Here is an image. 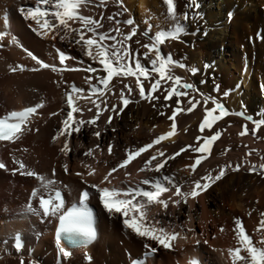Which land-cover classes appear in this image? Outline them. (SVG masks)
<instances>
[{
	"label": "bare ground",
	"instance_id": "obj_1",
	"mask_svg": "<svg viewBox=\"0 0 264 264\" xmlns=\"http://www.w3.org/2000/svg\"><path fill=\"white\" fill-rule=\"evenodd\" d=\"M200 1L202 7L197 14L198 20L187 21L180 17L181 24L188 23L186 35L179 40H169L161 46L162 53H170L173 60L186 66L176 67L175 74L193 84L198 91L189 92L188 97L180 98L183 103L177 105L176 97L171 101L164 99L163 89L168 86L166 81H162L160 91L154 94L160 99L151 103L140 99L137 89L131 95L138 103L129 104L119 115L113 114L111 124L106 123V117L110 113L105 112L97 122L99 129L85 125L80 133H73L70 141L72 150L65 155L61 152L64 137L54 139L63 127L62 120L66 115L64 93L66 90L70 91V85L75 84L91 95V88L84 77L103 74L102 66L93 62L70 40H61L60 36L53 39L52 34L47 37L38 36L32 31L37 25L30 18L26 19L19 9L35 7L37 0H0V33H8L0 41V116L9 111L34 106L41 101L44 103V107L38 109L31 118L28 125L31 130L26 131L20 140L15 143L0 141V161L5 165V168H0V264H20L21 258L25 264L32 260L37 264H90L88 256L92 258L91 264H131L132 260L144 258L145 243L157 249L151 254L152 257L147 258L146 264H190L192 259H197L199 264H232L228 250L238 246L234 232L238 216L244 218L246 232L252 235L254 242L259 240L261 232H264V229H260L261 213H264V168L261 167L264 164L261 159L264 157V128L256 131L251 121L233 114L226 115L224 121L216 122L211 133L207 129L201 133L199 125L205 115L201 93L218 100L225 108L226 102H232L230 110L228 108L229 113L244 112L254 119H260L264 114V44L255 42L252 53L245 46L241 48L249 35L264 37L263 13L259 10L260 6L264 8V0ZM162 3L167 10L164 0H105L104 3L102 0H90L82 7L81 12L103 25L98 29L99 32H109L111 35H115L111 29L117 26L125 33L130 31L133 26L126 25L123 21L133 19L138 31L137 36L129 43L134 52L140 53L141 62L151 68L148 60L143 57L146 49L135 41L139 39L140 44L148 42V38L143 36L148 25L143 21L157 15L156 8ZM177 3L182 6L183 14L188 12L184 0ZM109 16L113 20H109ZM117 21L120 22L118 25ZM173 24L174 21L171 25ZM160 30H169V21L155 23L150 35ZM13 37L16 42H13ZM57 50L72 59L67 60L65 65H60ZM28 52L58 68L67 66L79 70H65L61 73L40 68L39 71H28L27 69L40 67ZM247 53L251 54V59L247 58ZM21 66L24 71L19 70ZM89 66L96 68L98 72H86L85 69ZM12 68L17 71L13 72ZM191 69L198 71L193 74ZM119 79L114 78L112 81L117 94L123 88L117 82ZM134 79L126 78L125 82L133 83ZM239 79L247 91L240 94L236 90L231 99L227 100L226 94L235 90V82ZM95 83L93 79V84ZM144 83L147 92L149 83ZM192 96L200 103L191 112L180 111L176 114L175 135L154 145L109 178V187L124 189L135 187L147 178H158L160 173L140 171L146 158L158 151L165 153V157L158 156L160 160L180 152L176 159L168 161L161 172L173 177L175 183L183 185V191H188L192 182L199 180L201 176L209 173L215 176L221 167L231 165L220 180L212 183L196 198L189 197L187 203L181 202L179 206L170 203L167 214L162 206L152 207L148 214L150 222L160 221L158 226H163L168 231L175 228L180 234V238L171 242L172 247L166 249L155 241L138 237L130 229H125L123 217L120 214L109 215L95 189L89 185L93 184V180L99 184L113 167L126 158V150L152 143L158 136L171 131L172 121L168 117L177 107L187 109V100ZM105 99L108 106L118 103V95L112 93H108ZM78 103L85 108L83 118L90 119L95 113L94 106L85 100ZM88 107H93V112H88ZM208 107L213 105L209 103ZM75 115L80 116L79 113ZM234 120L239 123V127L222 130L226 122ZM187 123L190 126L185 130L184 125ZM244 125H247L248 132L240 135ZM97 130L101 132L99 138L94 135ZM217 131L221 135L212 145L211 154L197 166L195 173L191 172L188 166L202 155L193 152L192 148L197 146L198 139L202 144L200 138ZM109 144L113 145L111 155L107 152ZM189 145L192 147H188ZM90 149H95L93 156H85V151ZM19 162L26 166L23 171H35L57 181L55 187L64 193L65 210L79 204L83 191H90L88 204L94 209L96 229V240L91 247L72 252L71 257L59 254L54 232L58 219L28 211L29 203L33 208H38V201L31 198V192L38 187L39 182L34 177L21 175ZM65 164L68 165L67 172L64 171ZM237 164L240 169L234 171ZM87 165L95 169V175H87ZM253 165L255 171L252 170ZM77 172L83 173V178L76 175ZM141 186L146 189L148 187ZM43 194L47 196V193ZM164 195L169 196L171 193ZM17 233L24 243L22 251H17L14 247V236Z\"/></svg>",
	"mask_w": 264,
	"mask_h": 264
},
{
	"label": "snow or ice",
	"instance_id": "obj_2",
	"mask_svg": "<svg viewBox=\"0 0 264 264\" xmlns=\"http://www.w3.org/2000/svg\"><path fill=\"white\" fill-rule=\"evenodd\" d=\"M90 0H37L35 7H29L27 9L20 8L19 11L25 16L26 19H31L35 22L37 27L32 31L38 36L47 37L52 34V38L60 36L61 40L68 39L70 42L78 45L86 56H88L93 62L102 66L103 74H97L95 76H85L84 79L91 88V95H88L83 88L77 87L75 84L70 85V91L66 90L64 93L66 105L69 109L62 120L63 127L57 132L54 139H60L64 137L65 143L61 148V152L67 155L72 149L70 147V141L73 133H80L81 128L85 125L96 126L99 129L98 121L101 115L105 112H109L110 115L106 117V123L111 124L113 120V114L119 115L123 109L127 108L131 103H138V100H133L132 93L138 89V96L140 99L152 102L153 100H159L160 97L154 94L160 91L162 87V81L168 82V86L164 87L165 93L164 99L166 101L173 100L176 97L175 103L180 105L183 100L180 98H186L189 96V92H196L198 89L193 84L185 82L183 78L176 75L174 69L176 67L185 68L186 66L173 60L172 55L164 54L161 51V46L165 45L169 40H179L181 35L185 33L186 26L181 24L177 16V7L175 0H164L167 5V12L169 18L174 21V24L170 30H160L154 35H150L152 31V25L145 21L148 25L143 32V36L148 38L147 43L140 44V40L135 41L141 47L146 49L143 56L148 60L151 68L145 66L140 60V53L134 52L132 45L129 41L133 40V37L137 36L138 28L135 26L133 19H127L123 21L126 25L133 26L127 33L123 32L118 26L111 29L115 35H111L109 32L101 33L98 31L103 25L91 16L82 14L81 9ZM105 0H102L104 3ZM192 4L195 7H199L196 0H192ZM198 15H193L192 19H198ZM103 17H101V20ZM109 20H113L112 16L108 17ZM184 20L188 19L187 13L183 16ZM120 22L117 21V25ZM74 25H79L76 27ZM206 34V33H205ZM7 32L0 33V41H2ZM264 38V37H262ZM13 42L15 37L12 38ZM111 41V43H106ZM59 53V64L65 65L67 60H71L72 57L66 56L64 52L57 50ZM28 55L36 61V64L40 67L27 69L28 71H39L40 68L50 69L53 72L78 71L79 69L58 68L55 64L45 63L38 59L31 52ZM206 67H209L206 65ZM13 72L17 71L16 68L11 69ZM20 71L25 69L21 66ZM89 73H97L98 70L92 66L85 69ZM195 74L198 69H191ZM155 74V75H153ZM134 77L133 83H126L125 79ZM114 78H120L117 82L123 85V88L119 90L117 94L114 91L115 85L112 84ZM143 78V79H142ZM93 79L96 83L93 84ZM144 81H148L149 89L146 92ZM219 86L217 85V91ZM108 93L112 95H118V103L108 106V101L105 97ZM127 93V94H126ZM203 97V107L205 115L202 123L199 125L200 132H205V129L211 133V130L216 122L223 119L226 115L233 114L243 117L246 121H251L254 124V130L258 131L264 128V114L260 119H254L250 115H246L244 112L229 113L228 109L224 107L222 103L214 99L211 96ZM92 97H96L93 99ZM89 101L95 108V113L90 119H84L83 113L85 108L81 106L78 101ZM99 101V102H97ZM195 96H192L187 100L189 107L182 109L177 107L173 113L168 117L171 121V131L158 136L152 143L146 144L136 149H128L126 158L123 159L118 166L113 167L101 180L99 184L93 183L89 185L94 188L98 194V198L102 203L104 209L109 215L120 214L123 217L122 223L125 229H130L136 236L146 238L147 240L155 241L157 244L164 248H171L172 241L180 238V234L172 228V231H168L160 225V221L155 223L148 220L149 211L152 207H160L165 210L169 204L179 206L181 202L187 203L188 198H196L202 191H206L212 183L220 180L224 175L227 168L231 165H225L221 167L215 176L211 173L201 176L199 180L193 181L188 191H183V185L174 182V178L161 172L169 160L176 159L180 155V152H176L172 155H167L165 159L160 160L159 157H165L163 151H158L155 154H151L146 158L143 166L140 168L141 172L151 171L160 173L158 178H147L140 182L135 187L115 188L109 187L113 173L118 169L126 168L133 160L141 156L142 153L148 152L154 145L160 144L162 141L172 137L176 133V114L180 111L191 112L200 101H195ZM211 103L213 107L209 108ZM103 105V106H102ZM44 107L43 101L35 104L34 106L25 107L19 111H9L3 116H0V140L11 141L15 143L20 140L26 131L31 129L28 125L31 122V118L37 113V110ZM88 112H93V107L86 109ZM79 113L77 117L75 114ZM162 115L164 113H161ZM55 115V113H54ZM38 131V129H37ZM248 132L247 125H244V130L240 135H245ZM94 135L99 138L101 132L99 130L94 132ZM221 133L219 131L214 134L204 136L202 144L198 139L197 146L192 148L193 152L201 153L202 155L195 159V162L188 166L191 172L195 173L197 166H199L203 160L207 159V156L211 154L212 145L220 138ZM97 148L99 145L96 146ZM188 147H192L189 145ZM95 149L85 151V156H93ZM103 150H101L102 152ZM187 151V149H182ZM107 152L109 155L113 152V145L107 146ZM264 160V157H261ZM153 161H156L153 164ZM25 164L19 162V169L21 175L34 177L38 182V187L31 192V198L38 201V208H33L32 204L27 205L28 211L33 214H41L43 216H54L59 221V226L56 231L55 243L59 254L63 257H71L72 252L65 247L64 241L67 244L77 247H87V245L96 238V229L92 216L87 208V201L91 195L88 191H83L80 194L81 207H73L70 211H65V199L62 192L55 186L57 181L51 178L38 174L35 171H23ZM64 171H68V165L65 164ZM264 168V164L261 165ZM0 168H5V165L0 161ZM88 176L95 175V169L91 165H87ZM240 165H236L233 168L234 171H239ZM252 170L255 171V165L252 166ZM53 175L55 171L53 170ZM76 175L83 178V173L77 172ZM206 181V182H205ZM141 185H147V189ZM43 193H47V196ZM165 193H171L169 196H165ZM173 197H179V199H173ZM251 215V213H249ZM260 229H264V213H261ZM258 229V231H260ZM223 231V228H221ZM235 236L238 241V246L229 249V255L231 256L232 264H264V232H261L259 240H253L240 219L235 220L234 228ZM186 239V237H183ZM199 243V241H197ZM207 243V241H205ZM14 247L17 251L24 249V243L19 233L14 236ZM146 251L143 259H135L131 261V264H146L147 257L157 251L156 248H151L147 243L144 245ZM87 259L91 264V256ZM20 264H25L23 258L20 260ZM29 264H37L35 260L29 262ZM190 264H199L197 259H192Z\"/></svg>",
	"mask_w": 264,
	"mask_h": 264
},
{
	"label": "rangeland",
	"instance_id": "obj_3",
	"mask_svg": "<svg viewBox=\"0 0 264 264\" xmlns=\"http://www.w3.org/2000/svg\"><path fill=\"white\" fill-rule=\"evenodd\" d=\"M179 1V0H178ZM178 1H176L175 0V3H177ZM185 1V6L187 7V10H188V12H186L187 13V15H188V18L189 19H187V21L188 20H193L192 18H190V16H192L193 17V15H197L198 14V11L201 9V7H202V3H201V1L200 0H196V3L199 5V7L197 8H194L195 6H193V4H192V0H184ZM191 5H192V8H191ZM163 6V7H162ZM177 6H179V7H177ZM176 7H177V16H178V18H179V20H180V17L181 18H183L182 16H184V14L182 13V6H180V5H178V3L176 4ZM161 8V9H160ZM163 8V9H162ZM158 10V11H157ZM164 10V11H163ZM259 10L261 11V13H263V19H264V8L262 7V6H260L259 7ZM196 11V12H195ZM156 12L158 13L157 15H154V17H151L150 19H147L146 21H148V23H151L152 24V26H154V24L155 23H157V24H163V23H165V22H167V21H169V30L172 28V20L168 17V13H167V10H166V8H165V6H164V4L162 3L161 4V6L159 7V8H156ZM163 12V13H162ZM195 12V13H194ZM181 13V14H180ZM157 16V17H156ZM199 17V16H198ZM199 19V18H198ZM198 19H196V20H198ZM156 20H158V21H156ZM160 21V22H159ZM231 21H232V19H231ZM154 22V23H153ZM143 23L144 24H146L144 21H143ZM183 25H185L186 26V29H187V22H184V23H182ZM147 25V24H146ZM171 27V28H170ZM186 33H187V30H186V32L184 33V34H182L181 35V37H180V39L182 38V36H185L186 35ZM258 34V33H257ZM259 39V40H258ZM259 41V42H258ZM255 42H257L258 44H264V38H260L258 35H249L248 37H247V39H246V41L244 42L245 44L244 45H241V48L243 49V48H247L248 49V52L250 53V51H251V53H252V51H253V48L255 47ZM245 46V47H244ZM240 48V49H241ZM246 49V50H247ZM224 52V51H223ZM249 53H247V58H249V59H251L252 57H251V54H249ZM144 57V56H143ZM251 78H252V75H251ZM239 91L240 92V94H244V92H246L247 90H246V86L242 83V81L239 79V80H237L236 82H235V90L234 91H230L229 93H227L226 95V98H228L227 100H230L231 99V96L233 95V94H235L236 92L235 91ZM222 101H225V100H223V99H221ZM227 104V106H226V108L228 109L229 108V110H230V108H231V104H232V102H226ZM66 108H65V110H64V113L66 114L67 113V111L69 110L68 108H67V105L65 106ZM64 117H65V115H64ZM225 118H226V116L223 118V119H221L220 121H224L225 120ZM225 126H222V130H224V131H227V130H229L230 129V127H232V128H235V127H239L240 125H239V123L237 122V121H235L234 120V122L233 121H230V123L229 122H226L225 124H224ZM185 126V130H187V127H189L190 126V124L189 123H187V125L185 124L184 125ZM226 129V130H225ZM91 183H96V182H94V180H93V182H91ZM237 219H240L241 221H242V223H243V225H244V227H245V221H244V218L242 217V216H238L237 217ZM245 230H246V227H245ZM252 236V235H251Z\"/></svg>",
	"mask_w": 264,
	"mask_h": 264
}]
</instances>
